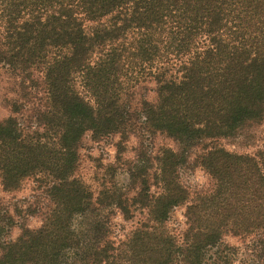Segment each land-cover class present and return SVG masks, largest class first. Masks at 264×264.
Returning <instances> with one entry per match:
<instances>
[{
	"label": "trees",
	"instance_id": "16d2710c",
	"mask_svg": "<svg viewBox=\"0 0 264 264\" xmlns=\"http://www.w3.org/2000/svg\"><path fill=\"white\" fill-rule=\"evenodd\" d=\"M1 70L0 188L32 180L43 199L0 203V264H264V139L220 143L264 120V0H0ZM156 134L175 147L130 162L127 191L94 196L76 175L84 136H118L120 160L130 136ZM190 162L207 187L181 182ZM116 210L142 214L118 240Z\"/></svg>",
	"mask_w": 264,
	"mask_h": 264
},
{
	"label": "rangeland",
	"instance_id": "374dc122",
	"mask_svg": "<svg viewBox=\"0 0 264 264\" xmlns=\"http://www.w3.org/2000/svg\"><path fill=\"white\" fill-rule=\"evenodd\" d=\"M4 71H0V119L9 114L8 108L5 106L2 95L8 98L13 96L11 91V79ZM264 139V120L253 127V129L238 137L237 139H222L221 145L226 149L237 153H253L258 146L261 145ZM118 136H109L98 141H93L89 136H84L80 147V158L76 170V175L87 185V187L96 196L102 187L116 185L121 187L123 191L130 189L128 182V164L138 160L140 153H146L150 156L151 152H155L161 147H175L174 142L169 138L156 134L152 136H130L126 142L125 150L121 159L118 160L116 156L115 142ZM181 182L190 188V190H198L207 187L210 183L209 176L197 166H193L192 162L186 164L180 169ZM35 183L32 180H26L22 183L20 188L13 191H3L0 188V203L9 206L11 209L17 203L18 207L25 208L26 203L22 200L28 198L29 202L33 203L35 196L39 200L43 199V192L35 189ZM121 190V191H122ZM122 191V192H123ZM151 191L155 192L157 189L152 186ZM184 206H178L171 212L166 226L168 230L175 236L180 237L184 231ZM105 216L109 217L113 234V239L118 240L123 237L124 233L132 229L137 221L142 218V214L136 213L132 220H124L121 214L116 211H107ZM24 221L29 227H37L41 223L39 216H26ZM83 220L81 217L75 218V224L78 228H82ZM19 233V228L15 227L10 233L11 238H15ZM225 241L229 244L240 245V239L236 237H225ZM236 264V263H235Z\"/></svg>",
	"mask_w": 264,
	"mask_h": 264
}]
</instances>
